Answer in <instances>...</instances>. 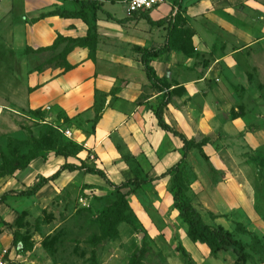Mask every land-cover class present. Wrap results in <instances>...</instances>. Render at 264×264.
Wrapping results in <instances>:
<instances>
[{
  "label": "rangeland",
  "instance_id": "rangeland-1",
  "mask_svg": "<svg viewBox=\"0 0 264 264\" xmlns=\"http://www.w3.org/2000/svg\"><path fill=\"white\" fill-rule=\"evenodd\" d=\"M82 1L0 0V198L35 186L55 168V156L119 172L121 145L100 156L94 143L96 123L109 106V94L94 86L99 75L116 77L112 93L127 84L123 79L147 85L137 103L147 107L153 130L162 94L144 82L140 51L162 47L169 24L140 18L119 24L102 11L83 9ZM97 1L117 19L132 16L122 0ZM166 7L153 14L175 18L171 53L153 60L173 92L166 118L204 143L207 155L190 151L181 169L184 199L206 223L245 246V264H264V0H182L178 10ZM54 10L82 12L88 21L79 19L77 35L91 30L95 43L29 52L26 30ZM68 130L71 138L64 135ZM35 156L28 167L3 176ZM130 167L145 176L133 161ZM126 173L108 176L119 187L80 171L55 190L12 194L0 204V249L15 264H132L137 253L141 264H235L231 250L215 254L190 239L174 207V173L138 189L128 180L122 186ZM123 194L127 220L107 235ZM14 235L28 252L19 255L11 247Z\"/></svg>",
  "mask_w": 264,
  "mask_h": 264
},
{
  "label": "crops",
  "instance_id": "crops-1",
  "mask_svg": "<svg viewBox=\"0 0 264 264\" xmlns=\"http://www.w3.org/2000/svg\"><path fill=\"white\" fill-rule=\"evenodd\" d=\"M181 1L182 0H179V2L176 3L177 5L176 10H178ZM164 7H162L159 10H154L150 12L149 13L150 16L153 18L154 16L153 14L155 12L157 13V15L164 14V12L161 11ZM167 7L165 8L166 11L175 8V7L169 8V6ZM77 22H79L78 18L65 19L59 16H49L47 14L45 17L39 19V21L36 22L35 24H31L26 30L25 38H26L27 50L29 51V48L36 50L41 47H48L54 43V41L57 39L59 34L64 37L78 38L79 35H77L78 32H77V28L75 27ZM153 60L151 64L154 67ZM120 78H127V77H120ZM161 78L163 79V77ZM123 80H125L127 84L124 86L122 85L123 87L119 88L118 90H115L114 93H112V91L114 90V88L117 87L116 77L112 78L110 76L99 75L98 78L95 79L94 81V86L99 94H109L106 98L108 102L107 105L109 106L101 113V116L99 117V120L95 126L94 143L96 146V150L101 156V154H103L104 151L110 153L109 151H112L114 146L119 144L121 145V151H122L121 157L122 155L125 156V159L122 158L118 160L119 172L117 174L116 173L111 174L109 170L105 169V167H101L100 169H103L105 172L107 171L108 173L107 172L106 173L107 175L109 174L108 176L118 175L121 177L127 174L126 173L127 170L129 174L127 175L126 180L120 179V181L123 180L121 181L122 183L135 177L136 173L130 167L133 161L134 163H136L137 166H139V170L141 174L145 175V176H141L142 178H157L180 161L183 155V143L179 138L174 137L172 134L163 131L158 126L157 119L153 112H152L153 113L152 117H153L154 127L153 130L151 131L150 129L151 127L149 125V120H148L151 115L149 116L148 112L146 111L147 110L146 106L137 103L140 92H143V90L147 87V85L146 84L142 85L137 82L129 81V79H123ZM143 80L144 82L150 84L146 78L145 72H144ZM156 90L157 89L154 88V91ZM168 107L165 109V118ZM166 121L171 125H173L174 127L176 126L175 128L178 131H180L177 128V125L174 124V121L172 123V121H170L167 118ZM114 154L115 153H112V155L109 156L113 157ZM118 156L120 155L118 154ZM104 158L105 157L103 158L101 157L102 160ZM126 158H132V160H127ZM50 162L51 164H55V168L52 169L49 175H46L43 178H47L51 176L60 168V166L65 164L63 163L62 158L58 156L53 157V160L51 158ZM79 172L80 171H75V172L64 171L57 180L50 182L49 184L44 186L36 195H40L42 192L48 189L51 190L57 189L58 186H61L64 183V180L66 178L71 176V174H75ZM89 176L90 175L87 173V177ZM97 177L101 178L98 175ZM30 188H32V186L29 188L27 187L24 190H28ZM11 191H18V190L11 189L8 192ZM2 250L3 247L0 249V251Z\"/></svg>",
  "mask_w": 264,
  "mask_h": 264
},
{
  "label": "trees",
  "instance_id": "trees-1",
  "mask_svg": "<svg viewBox=\"0 0 264 264\" xmlns=\"http://www.w3.org/2000/svg\"><path fill=\"white\" fill-rule=\"evenodd\" d=\"M180 7V6H179ZM83 9H97L102 11L107 15V17L113 21L118 22L119 24H125L133 19H144L150 25L154 26H164L169 24L168 33L166 36L165 44L162 47H153L151 49L141 50V64L143 66V70L145 72L146 78L151 84V86L162 93V99L158 103L156 107L153 108V113L157 119L158 126L165 132L172 134L174 137L179 138L183 143V155L178 163L169 168L166 172H164L161 176L157 177L158 179L164 178L174 173V181L175 185V193H174V207L179 212V216L182 220L187 224L189 230V237L192 241H201L205 243L213 253H219L223 250H231L233 254L236 256L235 264H245L249 259L250 255L247 253L245 246L238 241L230 232L226 231L222 227H214L205 222L201 212L194 207L191 203L187 202L184 199L185 187L184 180L182 176L181 169L186 164L189 153L192 149H197L203 158H207L204 146V143H197L192 139H188L183 133L178 131L173 125L168 123L165 118V109L171 104L173 92L170 87L163 81V79L158 75L155 68L152 66L151 62L153 59L159 58L163 55L169 54L172 51V38L175 29L174 19L162 18L159 20H154L149 13H136L131 17H126L124 19H117L110 12L105 11L102 6L98 3L97 0H83L82 1ZM49 16H59L61 18H78L83 22H87L88 19L86 16L80 12L70 13L67 11L54 10L48 14ZM46 16V15H45ZM44 16V17H45ZM85 37H64L62 35H58L57 39L54 43L48 47H41L38 49L29 48V51L32 53H43L55 50L60 44L63 43H87L92 44L97 40V35H90ZM99 120V119H98ZM98 122V121H97ZM58 154V153H57ZM38 156L30 158L23 165H17L10 167L9 171L5 173V175L15 174L16 171L24 169L29 166L32 160L36 159ZM68 157V156H65ZM64 171H84L88 174H94L100 176L104 179L109 185L113 187H119L115 183H113L108 177L107 173L98 167H91L87 165H77L74 163H65L60 166V168L51 176L47 178H42L35 186L28 190L24 191H11L5 193L0 198V204L5 203L8 199V196L11 194H16L17 196L23 197H32L35 196L44 186L57 180ZM157 178H142L139 175H135L134 178L129 179L128 181L135 186L136 189L141 188L143 185L154 182L158 180ZM128 182H123L122 186L126 185ZM128 207L127 195L123 194L118 200L115 209L113 210L111 216L108 218V230L107 235H115L117 234V225L120 222H125L126 216L125 212ZM20 237L18 235H14L12 247L16 249L17 254L22 255L29 251V247L23 246L19 247ZM132 264H141L139 253H137L133 259Z\"/></svg>",
  "mask_w": 264,
  "mask_h": 264
},
{
  "label": "built area",
  "instance_id": "built-area-1",
  "mask_svg": "<svg viewBox=\"0 0 264 264\" xmlns=\"http://www.w3.org/2000/svg\"><path fill=\"white\" fill-rule=\"evenodd\" d=\"M178 2L179 0H122L130 15L150 13L164 6L175 7ZM64 135L71 138V131L64 132ZM0 264H15L14 257L8 253V250L0 251Z\"/></svg>",
  "mask_w": 264,
  "mask_h": 264
},
{
  "label": "water",
  "instance_id": "water-1",
  "mask_svg": "<svg viewBox=\"0 0 264 264\" xmlns=\"http://www.w3.org/2000/svg\"><path fill=\"white\" fill-rule=\"evenodd\" d=\"M142 240V239H141ZM140 247H141V245H140Z\"/></svg>",
  "mask_w": 264,
  "mask_h": 264
}]
</instances>
